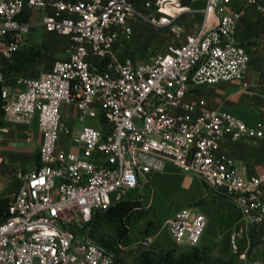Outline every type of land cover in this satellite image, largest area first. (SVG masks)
Listing matches in <instances>:
<instances>
[{"label": "built area", "instance_id": "built-area-1", "mask_svg": "<svg viewBox=\"0 0 264 264\" xmlns=\"http://www.w3.org/2000/svg\"><path fill=\"white\" fill-rule=\"evenodd\" d=\"M184 1L153 0L145 17L129 0H0V132L6 124L35 121L40 137L38 166L13 173L19 185L0 220V264H116L113 253L88 237L95 213L132 198L147 175L162 173L168 163L230 199L246 227L264 223V173L250 175L220 152L224 140L256 143L264 128L210 109L202 99L188 100L198 87L244 81L249 55L234 41L242 13L232 0H201L195 11ZM247 4L264 16L257 0ZM36 10H48L39 25L67 38L69 56L38 78L8 82L1 59L25 44ZM192 12L200 22L182 38L177 21ZM138 16L168 29L177 45L145 62L119 52ZM63 106L79 120L97 119L101 129L81 127L72 137ZM164 227L175 246L194 248L206 218L182 208ZM237 237L230 235L234 252ZM238 260L264 264L249 262L245 253Z\"/></svg>", "mask_w": 264, "mask_h": 264}, {"label": "crops", "instance_id": "crops-1", "mask_svg": "<svg viewBox=\"0 0 264 264\" xmlns=\"http://www.w3.org/2000/svg\"><path fill=\"white\" fill-rule=\"evenodd\" d=\"M195 1L203 4L201 0ZM257 1L264 6V0ZM231 7L233 10L242 13L234 28V41L243 46L249 55L245 79L243 82H224L198 87L191 91L188 100L196 102L198 99H202L210 109L229 113L248 125L264 128V16L255 7L248 5L247 0H232ZM46 12L48 10H36L30 13L28 18L30 24L33 15L40 14V16L39 22L34 24L29 31L26 44L30 38V44L36 50L38 47L44 46L47 65H44L41 71L35 73H30L29 69H24V73L22 69L23 77L38 78L47 72L55 61L65 60L69 56L70 45L68 40L61 36L52 39L50 33L45 32L39 25ZM35 26L38 29H33ZM118 50L128 56L127 49L120 50L119 47ZM131 59L134 62H139L133 56H131ZM7 62V59H1L3 67L7 65ZM61 115L63 122L71 128L72 137L77 135L81 127L101 129L97 119L79 120L72 107H61ZM4 129L5 131L0 132V153L4 157V162L0 164V198L11 194L15 183L19 185L13 178L14 171H30L38 166L40 142L35 121L27 125L6 124ZM220 152L237 164L245 165L250 175L264 173V136L256 143H233L224 140L221 143ZM36 154L37 158H35ZM170 171L179 173L183 183L188 181L185 185L186 188L191 183L203 185L196 176L183 174L168 163L162 173H169ZM156 174L160 173L151 175ZM203 187L206 188L204 185ZM216 196L224 199L220 205L215 206L216 208L202 206L200 207L203 210L202 213L197 207H188L203 214L206 218V227L199 244L202 248H206L210 254L219 257L220 245L226 244L228 241L230 243V235L237 233V252L234 253H245L249 262L264 260V223L257 227H246L241 220L240 212L236 213L233 202L226 197ZM231 207L232 211H230ZM239 248L241 251L238 252Z\"/></svg>", "mask_w": 264, "mask_h": 264}, {"label": "rangeland", "instance_id": "rangeland-1", "mask_svg": "<svg viewBox=\"0 0 264 264\" xmlns=\"http://www.w3.org/2000/svg\"><path fill=\"white\" fill-rule=\"evenodd\" d=\"M138 15L145 17L153 13V8L149 7L153 0H130ZM190 10L195 11L202 7V3L195 0H187ZM40 14L33 15L31 24L39 22ZM200 18L198 14L190 13L177 21V24L182 28V38L187 34L193 33ZM38 27L35 26L33 29ZM36 29V30H37ZM133 34L131 39L120 47V50H128L127 54L139 60V62L147 61L151 56L167 52L168 47L177 45L172 34L166 28H155L145 22L141 17H136L132 23ZM52 39L58 37L55 34H50ZM27 35L26 37H28ZM54 37V38H53ZM65 38V37H64ZM67 39V38H65ZM29 42L21 47L20 53L25 52L29 48H33ZM35 49V48H33ZM36 50V49H35ZM39 53L35 62L27 65L24 69H29L30 73L41 71L44 65H47L45 58L44 46H40L36 50ZM123 52V51H122ZM22 72V71H21ZM25 73V72H24ZM6 80H9L8 78ZM37 158V154L35 155ZM179 173L170 171L169 173H160L156 175H147L145 182L140 183L139 189L132 194V198L139 201V211L135 212L128 221L129 241L125 246L116 244L115 232L108 226L92 225L89 230L91 241L102 247L105 243L112 246L115 254L116 264H142V256L149 254L155 257L160 253H165L169 250H175V254L186 251L184 247L175 246L167 235L164 223L172 217L179 209L188 207H197L200 212L202 206L216 208L217 204H221L224 200L218 198L213 192L203 187V185L189 184L180 179ZM15 183V182H14ZM18 189V184L15 183L11 194H8L11 200L15 197ZM6 197V196H4ZM236 213L237 207L233 205ZM232 211V207L230 208ZM206 213H208L206 211ZM205 214V213H204ZM243 248V247H241ZM202 252V258L199 264H239L237 254L234 253L231 244H221L219 247V257L210 254L206 248H202L201 244L195 247ZM241 249H238V252ZM248 253V252H247Z\"/></svg>", "mask_w": 264, "mask_h": 264}, {"label": "trees", "instance_id": "trees-1", "mask_svg": "<svg viewBox=\"0 0 264 264\" xmlns=\"http://www.w3.org/2000/svg\"><path fill=\"white\" fill-rule=\"evenodd\" d=\"M184 4H187V0L184 1ZM27 16L22 20L27 21ZM39 53L33 49L29 48L25 52L20 53V51L11 55L8 59L7 65L2 69V72L5 75V78L9 79L8 82L13 78L23 76L22 69L27 65L33 64L38 58ZM2 101L0 99V113H1ZM11 202V199L8 197L0 198V220H2L6 213L7 208ZM140 203L139 201L127 198L123 199L115 204H113L106 211L96 212L92 222L89 225V230L92 225L97 226H108L112 228L115 232L116 244L125 246L129 241V228L128 221L132 215L139 211ZM98 246V245H97ZM100 247V246H98ZM104 251L113 253L112 246L109 243H105L102 247ZM114 254V253H113ZM115 255V254H114ZM202 258V252L194 248H186V251L175 254V250H169L165 253H160L154 258L149 254H144L142 256V264H199ZM116 259V258H115Z\"/></svg>", "mask_w": 264, "mask_h": 264}]
</instances>
